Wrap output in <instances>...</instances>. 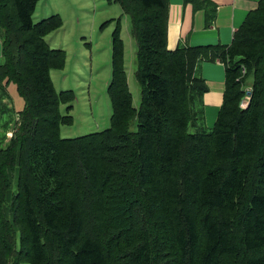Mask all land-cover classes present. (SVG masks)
I'll return each instance as SVG.
<instances>
[{"label": "trees", "instance_id": "obj_1", "mask_svg": "<svg viewBox=\"0 0 264 264\" xmlns=\"http://www.w3.org/2000/svg\"><path fill=\"white\" fill-rule=\"evenodd\" d=\"M38 1L0 0V85L25 101L0 148V264H264V0L229 46L174 50L167 0H114L137 44L140 104L118 22L109 127L74 138L60 137L74 93L51 78L65 51L46 41L62 20L33 22ZM185 2L214 19L210 1ZM206 58L225 69L207 128L208 87L193 71Z\"/></svg>", "mask_w": 264, "mask_h": 264}, {"label": "rangeland", "instance_id": "obj_2", "mask_svg": "<svg viewBox=\"0 0 264 264\" xmlns=\"http://www.w3.org/2000/svg\"><path fill=\"white\" fill-rule=\"evenodd\" d=\"M54 14L60 17L62 25L46 36V41L54 48L63 49L66 61L62 70L51 72V78L56 91L74 93L69 110L72 125L61 126L60 137L74 138L103 131L109 127L112 116L107 86L111 77L113 32L118 22L131 101L134 107L140 104V87L135 76L137 44L130 34L129 18L114 0H39L32 19L37 22ZM251 81L249 78L244 83L245 99L250 94ZM24 106L25 101L13 82L0 85V148L11 137L17 113ZM66 107L61 105L60 112L66 113ZM188 131L193 132V128L188 126Z\"/></svg>", "mask_w": 264, "mask_h": 264}, {"label": "crops", "instance_id": "obj_3", "mask_svg": "<svg viewBox=\"0 0 264 264\" xmlns=\"http://www.w3.org/2000/svg\"><path fill=\"white\" fill-rule=\"evenodd\" d=\"M214 10V19L207 22L206 10L193 9L185 0H167L166 46L179 47L229 46L234 32L247 15L256 10L261 0H208ZM0 37V62L2 61ZM194 75L205 80L208 91L202 97L203 122L213 124L222 103L225 88V69L217 60L201 59L195 65Z\"/></svg>", "mask_w": 264, "mask_h": 264}, {"label": "built area", "instance_id": "obj_4", "mask_svg": "<svg viewBox=\"0 0 264 264\" xmlns=\"http://www.w3.org/2000/svg\"><path fill=\"white\" fill-rule=\"evenodd\" d=\"M242 72H244V71H242ZM243 106H244V102H243Z\"/></svg>", "mask_w": 264, "mask_h": 264}]
</instances>
